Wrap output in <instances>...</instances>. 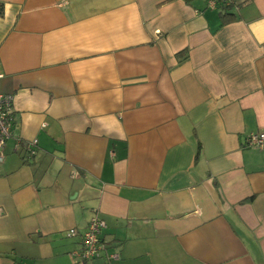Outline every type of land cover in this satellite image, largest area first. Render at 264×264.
I'll list each match as a JSON object with an SVG mask.
<instances>
[{"label": "crops", "instance_id": "crops-1", "mask_svg": "<svg viewBox=\"0 0 264 264\" xmlns=\"http://www.w3.org/2000/svg\"><path fill=\"white\" fill-rule=\"evenodd\" d=\"M0 2V264H264V0Z\"/></svg>", "mask_w": 264, "mask_h": 264}, {"label": "built area", "instance_id": "built-area-1", "mask_svg": "<svg viewBox=\"0 0 264 264\" xmlns=\"http://www.w3.org/2000/svg\"><path fill=\"white\" fill-rule=\"evenodd\" d=\"M213 7L219 5H232L234 0H209ZM13 94L5 93L0 90V162L3 159L2 150L6 140L11 136V127L13 123ZM243 145L246 147H255L264 149V130L251 132L245 136ZM25 152L29 156L36 153V140H32L26 145ZM106 226L105 221L93 215L81 236V244L78 249L72 251L75 264H89L95 258L101 256L105 246L101 242L100 233ZM75 231L70 229L68 235H74Z\"/></svg>", "mask_w": 264, "mask_h": 264}, {"label": "trees", "instance_id": "trees-1", "mask_svg": "<svg viewBox=\"0 0 264 264\" xmlns=\"http://www.w3.org/2000/svg\"><path fill=\"white\" fill-rule=\"evenodd\" d=\"M221 6V16L223 18V21H227L230 19L231 13L228 11L231 7V5H220ZM3 8H2V3L0 2V15L2 14Z\"/></svg>", "mask_w": 264, "mask_h": 264}]
</instances>
